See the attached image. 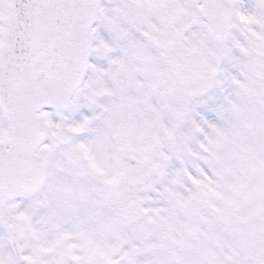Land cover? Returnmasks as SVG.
I'll use <instances>...</instances> for the list:
<instances>
[{"label": "snow or ice", "instance_id": "obj_1", "mask_svg": "<svg viewBox=\"0 0 264 264\" xmlns=\"http://www.w3.org/2000/svg\"><path fill=\"white\" fill-rule=\"evenodd\" d=\"M0 264H264V0H0Z\"/></svg>", "mask_w": 264, "mask_h": 264}]
</instances>
